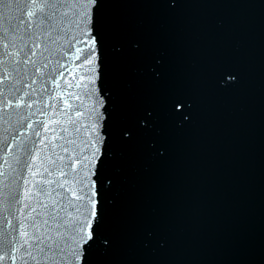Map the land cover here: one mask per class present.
Here are the masks:
<instances>
[{
	"label": "water",
	"instance_id": "1",
	"mask_svg": "<svg viewBox=\"0 0 264 264\" xmlns=\"http://www.w3.org/2000/svg\"><path fill=\"white\" fill-rule=\"evenodd\" d=\"M89 15L71 49L41 38L30 95L0 114V254L5 185L19 173L16 207L43 212L62 168L97 208L77 264H264V0H96Z\"/></svg>",
	"mask_w": 264,
	"mask_h": 264
},
{
	"label": "snow or ice",
	"instance_id": "2",
	"mask_svg": "<svg viewBox=\"0 0 264 264\" xmlns=\"http://www.w3.org/2000/svg\"><path fill=\"white\" fill-rule=\"evenodd\" d=\"M95 3L96 0H87L85 4L71 3L69 0H24L23 3L4 4L5 9L8 10V15L5 16L6 26L3 29V48L4 56L8 58L6 66L10 68V72H6L3 79L7 82L9 74H15L9 93L16 97V99L5 98L6 109L19 107V101L25 95H30V93H25L22 90L30 87V85L22 82L28 75L29 68L34 69L37 73L40 71L37 67V61L33 57L37 56V51L40 49L41 38H43L45 50H47L49 42L55 44L58 39L69 37H71L70 49L75 47L76 44L80 43V37L74 36L72 33L73 31L81 32L85 25L90 23L89 5H95ZM81 34L87 35L88 33L82 32ZM90 38L93 41L95 39L94 37ZM75 50L80 51L79 48ZM57 63L59 64V61ZM44 67H47V64ZM60 67L63 65L60 64ZM20 83H22V88L16 86ZM31 83L35 84V79ZM31 106L32 103L29 102L27 107ZM29 127H31L30 124ZM64 151L66 152L67 149L65 148ZM31 152L32 148L25 144L24 160ZM57 159L63 161L64 157H57ZM15 160L18 167L31 168V165L25 164L19 155L16 156ZM5 163L7 164L8 161L5 160ZM9 168L12 172H16V168L11 165ZM44 171L48 173L49 177L52 176V172L47 168ZM59 173L65 177L63 181L48 179L43 182L44 185L56 184V188L50 191L41 190L39 193L50 201L44 203L38 200L39 207L44 209L43 212L31 208L30 203H24L19 208L16 207L21 204V200L12 186L17 180L22 179L19 173L5 185L7 189L4 197L7 205L5 222L6 226L12 225V231L7 233L4 240L0 264H3L5 259L11 261V264H15L16 258L13 253L20 252L21 249H23L21 258L27 257L32 264H77L81 252L90 242L94 241L92 220L97 217L96 202H92V210L85 216L81 211L83 204L80 202L85 200L86 196L78 194V192H83V188L73 191L67 187L68 173L62 168L59 169ZM24 182L27 183L26 180ZM75 182L79 183V181ZM57 189H63V193ZM30 191L31 189H28L25 192V200L29 199L28 193ZM95 194L93 193V195ZM24 209H29L26 215H24ZM21 215H24L23 221L19 219ZM81 216H84V219H81ZM13 221L16 223L13 224ZM27 228L32 229L31 235H29ZM18 237H24L22 243ZM18 244L19 247H17Z\"/></svg>",
	"mask_w": 264,
	"mask_h": 264
}]
</instances>
